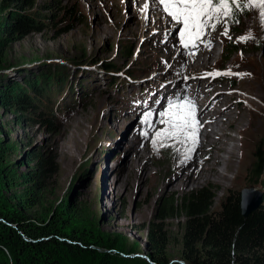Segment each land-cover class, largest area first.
Here are the masks:
<instances>
[{
	"label": "rangeland",
	"instance_id": "374dc122",
	"mask_svg": "<svg viewBox=\"0 0 264 264\" xmlns=\"http://www.w3.org/2000/svg\"><path fill=\"white\" fill-rule=\"evenodd\" d=\"M3 2L0 0V5ZM51 2L54 6L48 12L43 4ZM146 3L149 7L144 11ZM26 12L43 30L25 37H0V58L13 64L9 69L0 65V83L64 75L58 91L62 95L55 96L56 91L48 95L55 102L51 107L56 115L37 107L25 110L0 89L3 166L21 173L32 170L37 158L51 160L54 165L55 173L40 179L39 203L24 212L33 222L43 223L54 211L61 214L62 205H67L73 213L64 220L66 228L91 235L90 241H106L113 249L91 248L111 264H185L179 227L182 218L164 222L169 236L165 261L157 263L145 245L146 232L140 229L156 217L164 201L177 199L180 204L186 194L206 188L213 197L212 209L218 212L227 197L243 189L264 193V166L255 168L264 154V22L257 11L239 16L240 23L230 28L232 39L219 34L222 27L211 34L215 49L212 69L187 72L176 61L196 50H181L178 26L168 20L155 0H34ZM47 13L54 15L53 22L45 20ZM249 32L255 39L247 43L237 40ZM232 47L235 51L228 58ZM199 49L208 50L203 45ZM83 58L87 61L77 60ZM237 61L248 65L247 79L244 75L201 78L229 69L242 73ZM104 65L116 69L107 70ZM111 78L117 85L109 87ZM203 88L215 90L208 91L204 99ZM188 90L200 96V110L221 93L226 102L223 111L226 106L237 115L245 110L247 131L236 157L242 164L239 175L235 177V171L228 173V182L212 179L175 190L172 187L185 173L174 162L175 143L154 144L155 133L150 130L167 109L158 106H166L173 95L188 97ZM44 116L51 118L53 130L40 121ZM250 121L253 126L249 129ZM256 129L258 133H253ZM240 142L236 141L238 147ZM210 158L203 150L200 158L195 152L188 161L203 164ZM217 169L224 172L221 166ZM255 169L261 171L259 177ZM85 243L73 245L86 250L89 244ZM8 258L0 264H7ZM65 258L70 259L68 255ZM94 258L87 255L77 260L79 264H97Z\"/></svg>",
	"mask_w": 264,
	"mask_h": 264
},
{
	"label": "trees",
	"instance_id": "16d2710c",
	"mask_svg": "<svg viewBox=\"0 0 264 264\" xmlns=\"http://www.w3.org/2000/svg\"><path fill=\"white\" fill-rule=\"evenodd\" d=\"M33 1L4 0L0 5V37L18 38L42 32L41 25L27 17L26 10L32 6ZM53 4L45 3L43 8L51 12ZM44 18L49 22L54 21L51 13L45 14ZM234 51L233 47L227 51L228 58ZM225 58L227 59L226 56ZM77 60L85 62L86 59ZM2 61L1 57L0 63ZM103 67L107 70L116 69L114 65ZM63 76L52 74L50 77L45 76L47 80L40 76L43 81L35 78L23 82H2L0 89L17 106L25 107V110L37 107L56 115L51 107L55 102L48 95L53 94L52 91H56L55 96L62 95L58 91L62 83L60 78ZM111 80L109 87L117 85L116 80ZM60 108L59 105V110ZM64 108L66 106L62 110ZM45 117L47 116L40 121L53 130L51 118ZM262 155L258 157L255 168L264 166V154ZM50 161L37 158L32 170L20 173L14 167L3 166L0 158V263L9 257L7 264H79L78 258L89 255L95 256L97 264H111L112 261L100 258V253L91 248L94 245L113 249L106 241H90L93 238L91 235L71 233L66 228L64 220L73 213L68 210L67 205H62L61 214L54 211L43 223L33 222L24 214L27 209L39 203L40 179L55 173ZM254 173L256 177L261 175L258 169ZM262 195L261 206L247 217L242 215L240 193L227 197L218 212L213 211V197L206 188L186 194L180 199V204L177 199L164 201L156 217L140 229L146 232L145 245L152 251L157 263L165 261L169 236L164 222L182 218L179 227L181 257L185 264H264V193ZM85 242L89 244L86 250L73 245H85ZM67 255L69 260L65 258Z\"/></svg>",
	"mask_w": 264,
	"mask_h": 264
},
{
	"label": "snow or ice",
	"instance_id": "6c2138e0",
	"mask_svg": "<svg viewBox=\"0 0 264 264\" xmlns=\"http://www.w3.org/2000/svg\"><path fill=\"white\" fill-rule=\"evenodd\" d=\"M163 13L179 28L181 46L190 51L189 55H196L203 45L208 50L213 47L211 34L222 27L220 35L232 39L229 35L232 24H239V16L245 12L257 11L259 20L264 22V0H155ZM149 4L143 6L147 11ZM255 37L249 32L237 37L239 42L247 43ZM221 75H250L219 71L206 73L204 77L215 78ZM163 119L160 123L166 127L155 133L153 143L166 146L165 141L173 140L187 146L185 158L188 159L199 143L202 124L198 119V109L195 100L176 97L168 102L167 109L160 113ZM147 122V117H145ZM147 135V133H145Z\"/></svg>",
	"mask_w": 264,
	"mask_h": 264
},
{
	"label": "bare ground",
	"instance_id": "6f19581e",
	"mask_svg": "<svg viewBox=\"0 0 264 264\" xmlns=\"http://www.w3.org/2000/svg\"><path fill=\"white\" fill-rule=\"evenodd\" d=\"M168 20L172 22L169 17ZM181 50H184V48L182 47ZM185 51L187 50L185 49ZM198 51L200 52H196V55H188L184 58L178 59L176 61L177 64L181 63V65L184 67L185 72H187L188 70L197 71L201 68H202L201 70L212 69L213 65L210 64L211 61L210 59L213 58L215 49L214 48H212L211 50L199 49ZM242 60L244 61V59ZM237 62H238L237 64L238 68H241L242 73L247 74L248 65L243 66L245 65V63L241 61H237ZM247 76L248 75H244L243 78L247 79ZM214 90L213 88L212 90H210L209 88H203V92L205 95V98L204 97L203 98L204 99H206V97L208 98L207 95L209 94V92ZM220 94L218 93L217 97L213 98L205 108L200 110L199 107L200 104L198 103V99L200 98V96L198 94L193 96L192 92L188 90V97L186 98L195 100L198 109V119L202 124L199 134V143L195 147V151L191 153L190 158L194 155L195 152L199 154V158H200L203 150L204 151L207 150L208 155H210L211 158L203 164L199 162L191 163L188 161L190 158L188 159L185 158L187 146L185 144H181L176 141L169 140L172 141V144L175 143L176 155L174 157V162L176 163L178 168L182 170V172H185L182 179L172 187L175 190H183L188 185L200 184L205 181H211L212 179H214L215 181H220L222 183H224L225 181L228 182L230 180L228 173L231 172L233 173L235 171H236L235 177L239 175V169L241 168L240 166L242 164L240 163L241 161L237 163L236 157L238 155L237 152H240L244 147L243 145L244 141L242 140L245 139L244 136H246V131H247L246 127H244L246 112L245 110L242 109L243 110L241 111L242 113L240 112L241 114L237 115V113L235 114V112L228 111L229 110L228 106H226L225 108L226 111H223L222 107L226 105V102H224L223 98L221 99V96L223 95ZM176 97H178V95ZM176 97L175 95H173L171 99H175ZM168 102L169 101H167L166 106L164 103H161L160 106H158V108H160L161 110L165 109L168 106ZM233 113L235 114V116H233ZM152 119L153 118L150 119L151 120L150 122H152ZM251 126H253L252 121H250L248 128L250 129ZM165 127L166 125L162 123L158 122L156 125L155 123H153V127L151 128L150 131L156 133L157 131H160V129L161 130L164 129ZM253 133H258V130L257 129L254 130ZM237 140L241 141L240 147H238L236 144ZM137 155L135 156V158L137 157ZM241 155L242 154H239L240 157ZM140 158H143V155L140 156ZM218 166H221L224 169V172L219 171L217 169ZM132 177L133 175H129L130 179H132Z\"/></svg>",
	"mask_w": 264,
	"mask_h": 264
},
{
	"label": "water",
	"instance_id": "95a60500",
	"mask_svg": "<svg viewBox=\"0 0 264 264\" xmlns=\"http://www.w3.org/2000/svg\"><path fill=\"white\" fill-rule=\"evenodd\" d=\"M10 61H6L3 59L0 65L2 69H9L13 66V64L9 63ZM241 195V210L242 215L247 217L251 213L255 212L262 203V192L254 189H243L240 192Z\"/></svg>",
	"mask_w": 264,
	"mask_h": 264
}]
</instances>
